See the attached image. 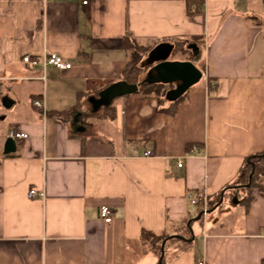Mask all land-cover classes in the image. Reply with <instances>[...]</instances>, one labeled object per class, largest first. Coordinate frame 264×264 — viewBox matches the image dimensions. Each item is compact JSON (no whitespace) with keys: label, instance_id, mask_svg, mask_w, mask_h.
<instances>
[{"label":"crops","instance_id":"1","mask_svg":"<svg viewBox=\"0 0 264 264\" xmlns=\"http://www.w3.org/2000/svg\"><path fill=\"white\" fill-rule=\"evenodd\" d=\"M83 1L0 0L4 119L12 117L8 132L27 135L9 155L8 132L0 142V264H157L141 253V232L175 236L190 221L192 248L169 250L165 264H264L257 191L247 209L234 196L211 222L208 210L197 220L201 210L190 203L200 194L207 203L245 157L264 151L261 0ZM126 35L151 47L141 63L151 68L145 82L172 83L164 106L183 95L173 115L134 91L106 95L122 85ZM175 42L198 58L173 56ZM44 52L71 68L43 71L22 61ZM181 63L199 71L193 84L171 77ZM109 103L113 120L99 111ZM73 105L68 122L48 114ZM31 190L44 198L29 197ZM235 211L237 228L228 221Z\"/></svg>","mask_w":264,"mask_h":264},{"label":"trees","instance_id":"2","mask_svg":"<svg viewBox=\"0 0 264 264\" xmlns=\"http://www.w3.org/2000/svg\"><path fill=\"white\" fill-rule=\"evenodd\" d=\"M185 42H175L173 43L172 53L188 54L191 52L186 49ZM125 50L129 54V60L127 61L125 68L120 76V81L126 86L135 87L133 94L139 95L143 98H154L156 99L159 112L173 115L176 112L177 106L182 103V96L172 101L168 106L165 105V100L168 92L172 90V83H155V82H144L141 81V76L146 72V67H141L139 62L145 54H147L151 47H148L138 40L132 38L130 35H126L124 38ZM190 60H196L198 55H189ZM210 85H213L212 79H209ZM212 87V86H210ZM108 86L99 89L94 92V95H99ZM82 96H88L90 93H82ZM79 95V96H81ZM129 95V94H128ZM112 103L104 106L103 116L105 119L113 120L115 117L113 115ZM76 111V105L59 112H49L48 114H54L60 119L68 122V119ZM257 191L258 194L264 199V151L249 155L243 159L241 168L236 176V178L229 184L225 185L217 194L212 198H208L207 210L209 213L217 211L227 199H232L234 196L238 199L239 204L243 208L247 209L249 204L253 200L251 191ZM221 197L223 198L222 203H220ZM216 208L214 209V207ZM192 222L185 224L184 229L181 230L179 234L173 237L167 233H162L156 235L150 231H142L140 235V243L142 247L143 254L152 253L155 255L158 261L161 257V244L165 241L164 254L161 258V264L166 263L167 253L169 250H173L176 253H182L189 251L192 248L194 241L193 232L191 229Z\"/></svg>","mask_w":264,"mask_h":264},{"label":"built area","instance_id":"3","mask_svg":"<svg viewBox=\"0 0 264 264\" xmlns=\"http://www.w3.org/2000/svg\"><path fill=\"white\" fill-rule=\"evenodd\" d=\"M87 1H83L82 4L86 5ZM262 9L264 10V0H261ZM22 61L30 66L33 69H41L45 70L48 67H52L58 70H67L71 68V63L63 60L60 56L52 53L44 52L39 58H30L28 56L23 57ZM35 106L41 107L40 103L37 101L34 103ZM7 138H11L15 144L21 140L27 139V135L21 131L10 130L7 133ZM151 152H144L143 157H151ZM183 164V160H178L176 165L181 168ZM37 196L39 198H44V192L37 193L35 190H31L29 192V197ZM190 203L200 208L202 216H205L207 213V203L206 197L203 194H200L193 198ZM99 218L104 222L109 224L111 222L110 211L107 207H101L99 209ZM198 264H204L203 262H199Z\"/></svg>","mask_w":264,"mask_h":264},{"label":"water","instance_id":"4","mask_svg":"<svg viewBox=\"0 0 264 264\" xmlns=\"http://www.w3.org/2000/svg\"><path fill=\"white\" fill-rule=\"evenodd\" d=\"M169 50H170V47H168L166 50H164V54L162 57L165 58V56L167 54L166 52ZM171 77L175 78V79L183 80L185 83H187V85H190L199 79L200 73L194 67V65H192L191 63H181L178 65H175L171 69ZM133 91H135V87L126 86V85L122 84L121 86H118L117 88H112V89L106 90L105 93H106V95H117V94L120 95V94L131 93ZM15 147H16L15 142L11 138H7L5 140V143H4L3 154L9 155L11 153H14ZM222 200H223V198L221 197L219 202L221 203ZM215 208H216V206L214 207V209ZM201 216H202V214H200L197 217V220H199ZM173 237L181 238L180 236H173ZM164 245H165V241H163L161 244V257H160V260L158 261L159 264H161V258L163 257V254H164Z\"/></svg>","mask_w":264,"mask_h":264},{"label":"rangeland","instance_id":"5","mask_svg":"<svg viewBox=\"0 0 264 264\" xmlns=\"http://www.w3.org/2000/svg\"><path fill=\"white\" fill-rule=\"evenodd\" d=\"M146 46H148V45H146ZM185 47H186V49H188L187 45H185ZM172 49H173V47H172ZM173 54H175L173 56H176V53L175 52H173ZM177 54H178L177 57H179V58H187L188 59V57H189L188 54H182V53L181 54L177 53ZM142 61H143V59H141V61L139 62V65L141 67H145L143 64H141ZM166 62L171 63V62H178V61H174V58H171L170 57V58L166 59ZM147 71L141 76V78H140L141 81H144L145 82V81L149 80L148 79L149 78L148 76L151 75L150 74L151 73V68L148 67V70ZM171 91H173V90H170L168 93H170ZM7 110H9V108L6 105V97H2V98H0V142L4 138L5 134L8 132L9 123H10L11 118H12V117H10V115H8V117H6L4 119V117H5L4 112L7 111ZM102 110H104V107L101 108L99 111H102ZM99 111L96 112V114L100 113ZM91 115H95V114H92L91 113ZM91 120L93 121V119H91ZM230 202H231V199L230 198L227 199V201H225V203H224L225 204L224 208H227V206L229 205ZM222 210H223V208L220 210V212H222ZM238 213L239 212L235 211L233 214H231L228 217V221L231 223V226H234L235 228L240 227V223H241V217H240V214H238ZM212 214L213 213H209V215H208L209 216L208 217V219H209L208 221L209 222H211V216H212ZM235 230H238V229H232V231H235ZM141 253H143V251H141Z\"/></svg>","mask_w":264,"mask_h":264}]
</instances>
